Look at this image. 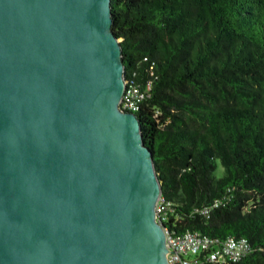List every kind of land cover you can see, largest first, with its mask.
<instances>
[{"label":"water","instance_id":"obj_1","mask_svg":"<svg viewBox=\"0 0 264 264\" xmlns=\"http://www.w3.org/2000/svg\"><path fill=\"white\" fill-rule=\"evenodd\" d=\"M110 0H0V264H168Z\"/></svg>","mask_w":264,"mask_h":264},{"label":"trees","instance_id":"obj_2","mask_svg":"<svg viewBox=\"0 0 264 264\" xmlns=\"http://www.w3.org/2000/svg\"><path fill=\"white\" fill-rule=\"evenodd\" d=\"M110 10L126 79L149 84L135 114L169 229L245 238L248 252L228 264H264V0H110Z\"/></svg>","mask_w":264,"mask_h":264},{"label":"built area","instance_id":"obj_3","mask_svg":"<svg viewBox=\"0 0 264 264\" xmlns=\"http://www.w3.org/2000/svg\"><path fill=\"white\" fill-rule=\"evenodd\" d=\"M148 88L149 84L144 90H140L138 85L127 79L119 108L135 113ZM168 206L170 203L160 195L155 204V220L163 226L165 232V256L168 264H228L240 260L248 252L250 245L245 238L230 236L214 240L198 231L172 232L168 226ZM203 213L207 214L208 209H204Z\"/></svg>","mask_w":264,"mask_h":264},{"label":"rangeland","instance_id":"obj_4","mask_svg":"<svg viewBox=\"0 0 264 264\" xmlns=\"http://www.w3.org/2000/svg\"><path fill=\"white\" fill-rule=\"evenodd\" d=\"M215 162H216V165H217V168H216L215 174H216L217 176H221V175H222V171H223V169H222V167H221V165H220V162H219L218 160H216Z\"/></svg>","mask_w":264,"mask_h":264}]
</instances>
